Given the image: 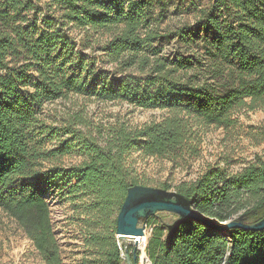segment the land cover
<instances>
[{"label": "trees", "instance_id": "trees-1", "mask_svg": "<svg viewBox=\"0 0 264 264\" xmlns=\"http://www.w3.org/2000/svg\"><path fill=\"white\" fill-rule=\"evenodd\" d=\"M171 1L0 0V210L44 264H62L45 194L83 201L82 213L103 227L87 247L104 254L103 264H121L117 214L127 191L143 186L130 156L194 158L201 127L229 126L235 113L264 105V0H209L196 7L192 22L161 32ZM165 39L176 41L172 56L162 52ZM70 95L167 116L111 126L97 137L69 128L63 146L45 151L41 111ZM76 148L83 163L43 168L49 156ZM174 192L210 222L224 224L243 211L234 220L256 223L264 218V162L256 158L235 175L213 168ZM177 219L160 212L145 221L152 228L150 264H264V230L224 231L186 219L169 233ZM133 249L122 246L130 259Z\"/></svg>", "mask_w": 264, "mask_h": 264}, {"label": "rangeland", "instance_id": "rangeland-1", "mask_svg": "<svg viewBox=\"0 0 264 264\" xmlns=\"http://www.w3.org/2000/svg\"><path fill=\"white\" fill-rule=\"evenodd\" d=\"M209 0H172L168 6L165 21L160 24L161 32L173 31L186 22H192L196 7H205ZM82 35L76 36L79 41ZM104 43L108 36L99 37ZM79 49L85 54H92V47ZM165 55L175 53L177 44L174 39H165L161 43ZM98 54V53H94ZM106 68L115 65L106 64ZM41 120L48 127L42 136L41 147L51 151L63 146L69 135V129L77 135L97 137V131L104 132L116 125L128 127L141 126L157 122L167 116L165 110L142 109L125 103L99 102L81 96L70 95L46 104L41 111ZM77 118H82L83 124ZM233 124L229 126H207L200 128V145L196 157L171 160L168 158L145 157L134 153L128 159L135 169L137 182L143 186L161 189L167 186L168 191H175L181 184L197 180L204 172L213 169H224L227 174L242 173L256 158L264 162V105L256 110L242 109L233 115ZM74 121L69 124V121ZM86 157L79 149L52 157L43 162V168L58 165L65 168L79 165ZM50 211V220L56 237L62 264H103L104 254L86 241L103 230L94 219L84 215V202L76 198L71 200L57 193L44 195ZM86 206V205H85ZM241 211L232 217L241 216ZM139 223V227L142 226ZM165 235V232H163ZM140 264V262H138ZM0 264H44L32 242L15 220L0 210ZM121 264H127L123 260Z\"/></svg>", "mask_w": 264, "mask_h": 264}, {"label": "water", "instance_id": "water-1", "mask_svg": "<svg viewBox=\"0 0 264 264\" xmlns=\"http://www.w3.org/2000/svg\"><path fill=\"white\" fill-rule=\"evenodd\" d=\"M167 212L178 216V219L168 227V232L174 231L176 226L186 220L192 219L205 225H211L214 229L229 231L231 229H242L246 231L264 230V218L256 223H244L240 217L238 220L229 221L224 224L210 222L198 214L189 202V199L173 191L150 188L146 186H135L127 191V195L121 205L116 218V236L119 239L143 235V226L150 217L157 213ZM124 260L127 264H139V257L134 246L132 258L125 252Z\"/></svg>", "mask_w": 264, "mask_h": 264}, {"label": "built area", "instance_id": "built-area-1", "mask_svg": "<svg viewBox=\"0 0 264 264\" xmlns=\"http://www.w3.org/2000/svg\"><path fill=\"white\" fill-rule=\"evenodd\" d=\"M143 226V235H139V236H132V237H126L124 239H119L117 236V245L118 248L121 252V258L124 260V253L122 251V246L123 245H130V246H135L136 250H137V254L139 257V262L140 264H150L149 259L147 258L146 255V247H147V242H148V238L151 234L152 228L151 226H149L146 223L142 224ZM142 256L144 257V262L142 263Z\"/></svg>", "mask_w": 264, "mask_h": 264}, {"label": "bare ground", "instance_id": "bare-ground-1", "mask_svg": "<svg viewBox=\"0 0 264 264\" xmlns=\"http://www.w3.org/2000/svg\"><path fill=\"white\" fill-rule=\"evenodd\" d=\"M144 262V257L142 256V263Z\"/></svg>", "mask_w": 264, "mask_h": 264}]
</instances>
